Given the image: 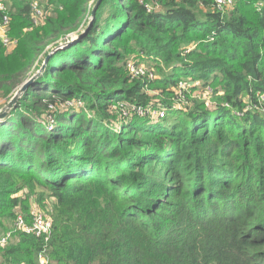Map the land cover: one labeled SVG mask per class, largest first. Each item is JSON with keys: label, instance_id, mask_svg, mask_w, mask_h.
I'll return each instance as SVG.
<instances>
[{"label": "trees", "instance_id": "16d2710c", "mask_svg": "<svg viewBox=\"0 0 264 264\" xmlns=\"http://www.w3.org/2000/svg\"><path fill=\"white\" fill-rule=\"evenodd\" d=\"M33 1L0 9L17 39L7 53L0 37V93L78 35L0 122V227L30 222L40 189L52 219L48 236L18 231L1 264H264V0H99L94 14L98 0H39L40 24ZM131 55L154 79L130 75ZM194 80L214 105L188 94L178 110Z\"/></svg>", "mask_w": 264, "mask_h": 264}, {"label": "rangeland", "instance_id": "374dc122", "mask_svg": "<svg viewBox=\"0 0 264 264\" xmlns=\"http://www.w3.org/2000/svg\"><path fill=\"white\" fill-rule=\"evenodd\" d=\"M7 1L8 0H0V5H2V3H5L7 5V3H6ZM38 1L39 0H34L33 1V3H32L33 8L35 7V5L38 4ZM227 6L228 7L231 6V3H230V5H227ZM147 7H149L150 9L152 8L151 4H149V3L147 4ZM224 8H223V10H224ZM38 20H39V22H42V19L39 18V16H38ZM0 30H1V26H0ZM77 33L78 32L70 33L67 36V38H69L70 40L74 39L76 37V35H78ZM61 42H63V41L57 42L55 44H51L49 47L46 48L47 49L46 51H48V53H49L56 45H58ZM192 46H194V44L188 45V47H192ZM13 49H14V47L8 46V47H6V52L9 53ZM43 59H44V57H43ZM128 59H129L128 60V69H129L130 75H132V76H136L137 75V77H139L141 75L148 74V76L150 78H152V79H154L155 74L157 75V72H155V69L153 70L150 66L146 65V64H149L150 61H148V60L146 61L145 60L146 64L141 63V62H139L140 60L135 57V55H131ZM44 62H45V60L43 61L42 66H40V69L38 68L37 70H34V71L32 70V72H30V74H28V76L25 78L24 82L18 88L14 89L11 93H9L8 95H5L4 93H0V122L10 113L11 109L16 105V103L19 101V99L22 96V94L26 91V90H24V91L20 92L21 88L23 87V84L29 79H31V82H32L36 77H38L42 73V71L44 70L42 68ZM45 67H46V65H45ZM194 81H195L194 84H200V87H198L197 90L194 91V92H190V89L188 88V85H187L186 81L180 83V88H176L175 89L176 94H175V96H173V98H174L173 106L176 107L178 110L179 109H184L182 111H185L191 106V104L186 101L187 100L186 98H187L188 94L191 95L192 97H194L195 99L201 98L202 100L200 99V101H203V100L206 101V104L209 107H212L214 105V102L211 99V89L208 88V87H206V88L203 87L200 80H194ZM158 92H159V90H154V91H150V94L151 95H155ZM15 95H18V98H17L16 102H14L12 104V100L15 97ZM157 99L159 100L158 97H156L155 100H157ZM259 101H260V104L262 103V105H263L264 104V97L261 96L259 98ZM75 103L76 102L73 101V100L67 101L66 103H62V104H60V109H62V110L69 109L68 105L71 106V105H73ZM115 106L116 107L114 109H118V112H121L122 114H123V112L127 113L128 115L130 113L131 114H136L137 113V114H139L138 116H142V115H147V114L152 113V117H153V115H154V117H157L155 115H159L160 116V117H157V118H162L164 116L166 117V115H167V114L165 115V110L166 109L165 110L164 109L159 110V109L153 108L151 111H145L144 112V110L141 109L142 106H139V105L137 106V105L132 104L131 102H127V101H122L119 104L116 103ZM3 113H6V115L3 118H1V114H3ZM41 117L42 118H39V120L42 121V122L43 121L46 122L49 119L53 120L51 118L52 115H50V114L42 115ZM134 118H136V117L131 115L130 119H134ZM150 121H151L150 123H152L153 119L150 118ZM48 127L50 129H52L53 125L52 126H48ZM44 193H46V192H44L43 190L40 189V190H38L35 193V195L32 196V198L30 200V207H31L30 211H32V210H34V211L41 210V211L45 212L46 215H48L50 217V214L48 213V209L50 210V207H51L49 200H45V201L41 200V195L44 194ZM25 194H26V190H25V192H21L20 193V195H23V197H25ZM50 218L48 219L49 222L51 221ZM15 221L14 220H12L11 222L10 221H6L5 224H6L7 228H10L11 226H13ZM7 228L0 227V229H2V230L4 229V232H0V239H2L3 237L9 238L8 234H6L5 232H11V231L7 230ZM7 242H8V240H7ZM6 244L7 243H5V245ZM0 264H1V262H0ZM22 264H25V263H22Z\"/></svg>", "mask_w": 264, "mask_h": 264}, {"label": "built area", "instance_id": "2783aa9c", "mask_svg": "<svg viewBox=\"0 0 264 264\" xmlns=\"http://www.w3.org/2000/svg\"><path fill=\"white\" fill-rule=\"evenodd\" d=\"M230 3L232 5V4H234V1L233 0H217L218 7L221 10L225 6L230 5ZM0 9L3 11H6L7 10L6 4L2 3V5H0ZM149 10H150V8H149ZM33 14H34L33 17H34L35 23L40 24L41 22H39L38 16H39V18H41L43 20V10L39 4L35 5V7L33 8ZM9 24H10V19L6 15V16H4V20L0 25L1 26L0 37H1V40L4 44V46L15 47L17 45V39L12 38L10 36ZM49 218L50 217L48 215H46V213L41 211V210H36V211L32 210V217H31V219H29L30 222H28L26 216L24 214H22L21 212H19L14 219V221L15 220L16 221L13 224V226H11V228H7V230H9L11 232H5L6 234H8L9 238L3 237L2 239H0V250L2 248L6 247L9 243H12L14 241L18 231H21V232H24L27 234H34L38 237L48 236L51 232V229H52V219L50 218L51 221L49 222L48 221ZM0 232H4V229L3 230L0 229ZM7 240H8V242H7ZM5 243H7V244L5 245ZM0 259H1V255H0ZM37 259H38L39 264H47L48 263V256L46 255L45 252L38 253Z\"/></svg>", "mask_w": 264, "mask_h": 264}, {"label": "water", "instance_id": "95a60500", "mask_svg": "<svg viewBox=\"0 0 264 264\" xmlns=\"http://www.w3.org/2000/svg\"><path fill=\"white\" fill-rule=\"evenodd\" d=\"M99 2H100V1L98 0V2L96 3V5L94 6L93 11H92V14L95 13V9H96V7H97V4H99ZM87 29H88V28H87ZM87 29H86V30H87ZM86 30H85V32H86ZM76 39H77V37H75L74 39H71V40H70V39H67L66 41H63V42L59 43L58 45H56V46H55V47H54V48L48 53V55H47V57H46V59H45V62H44V64H43V67H42V68L44 69L46 63L48 62L49 57H50L53 53H55L56 51H58V50H60V49H63V48H65L66 46L70 45L71 43H73L74 41H76ZM43 69H42V70H43ZM30 82H31V79L27 80V81L23 84V87L21 88L20 92L26 90V89L28 88V85H29ZM17 98H18V95H15V97H14L13 100H12V104H13L14 102H16ZM5 115H6V113L1 114V118H3Z\"/></svg>", "mask_w": 264, "mask_h": 264}]
</instances>
